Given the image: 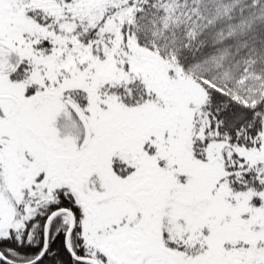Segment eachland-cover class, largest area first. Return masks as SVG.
<instances>
[{
	"label": "snow or ice",
	"instance_id": "snow-or-ice-1",
	"mask_svg": "<svg viewBox=\"0 0 264 264\" xmlns=\"http://www.w3.org/2000/svg\"><path fill=\"white\" fill-rule=\"evenodd\" d=\"M0 264H264V0H0Z\"/></svg>",
	"mask_w": 264,
	"mask_h": 264
}]
</instances>
